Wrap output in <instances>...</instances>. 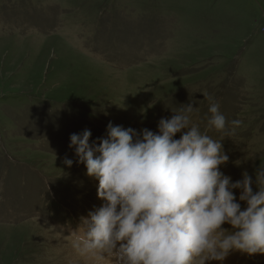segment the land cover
I'll use <instances>...</instances> for the list:
<instances>
[{"label": "rangeland", "instance_id": "obj_1", "mask_svg": "<svg viewBox=\"0 0 264 264\" xmlns=\"http://www.w3.org/2000/svg\"><path fill=\"white\" fill-rule=\"evenodd\" d=\"M209 98L243 121L234 134L208 128ZM189 104L192 122L222 140L220 171L233 182L246 172L258 191L264 0H0V264H91L69 236L105 202L70 136L88 129L98 143L110 122L158 132Z\"/></svg>", "mask_w": 264, "mask_h": 264}, {"label": "clouds", "instance_id": "obj_2", "mask_svg": "<svg viewBox=\"0 0 264 264\" xmlns=\"http://www.w3.org/2000/svg\"><path fill=\"white\" fill-rule=\"evenodd\" d=\"M209 99L208 128L234 134L243 121L227 120ZM198 110L191 104L173 110L158 132L110 122L98 143L90 144L88 129L70 136L69 147L99 181L105 202L69 236L80 256L91 264H211L234 251L264 254V166L256 192L246 172L236 182L225 176L220 167L229 157L222 140L192 122ZM63 163L71 167L73 160Z\"/></svg>", "mask_w": 264, "mask_h": 264}]
</instances>
